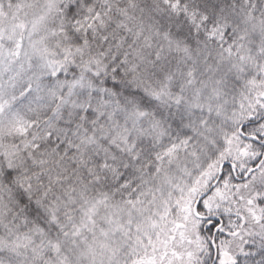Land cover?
I'll use <instances>...</instances> for the list:
<instances>
[{"label": "snow or ice", "instance_id": "snow-or-ice-1", "mask_svg": "<svg viewBox=\"0 0 264 264\" xmlns=\"http://www.w3.org/2000/svg\"><path fill=\"white\" fill-rule=\"evenodd\" d=\"M0 264H264V0H0Z\"/></svg>", "mask_w": 264, "mask_h": 264}]
</instances>
